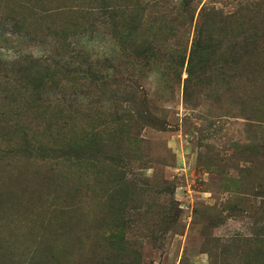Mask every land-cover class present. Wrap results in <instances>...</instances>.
Segmentation results:
<instances>
[{
    "label": "rangeland",
    "instance_id": "374dc122",
    "mask_svg": "<svg viewBox=\"0 0 264 264\" xmlns=\"http://www.w3.org/2000/svg\"><path fill=\"white\" fill-rule=\"evenodd\" d=\"M0 264H264V0H0Z\"/></svg>",
    "mask_w": 264,
    "mask_h": 264
},
{
    "label": "trees",
    "instance_id": "16d2710c",
    "mask_svg": "<svg viewBox=\"0 0 264 264\" xmlns=\"http://www.w3.org/2000/svg\"><path fill=\"white\" fill-rule=\"evenodd\" d=\"M144 8L141 6V10L138 9L134 13H130L125 16L122 10L117 8V4H113L109 11L110 24L112 26V35L117 45L121 48H126L130 51V54H135L137 58L142 60L148 59L147 51L150 49V43L148 40H143L140 45L137 44L136 37L141 30V22L143 18ZM228 17H223L220 10L216 7L203 6L201 11V22L198 25V31L196 40L191 50L190 63L197 62L200 58H233L237 55V45L231 44V46L223 49V44L229 35L226 22ZM213 23L214 27L211 26ZM139 32V33H138ZM141 46V47H139ZM240 47L238 46V49ZM246 54L249 53V44L243 45L242 48ZM146 54V55H145ZM112 62V61H111ZM113 68L115 64H111ZM30 67L23 68L24 73L21 78L31 83V80H36L34 88L38 85L44 86L42 76H31L33 71L29 70ZM66 70V68H64ZM195 71V66L190 65L188 72L190 76ZM41 80V81H40ZM36 101V100H35Z\"/></svg>",
    "mask_w": 264,
    "mask_h": 264
}]
</instances>
